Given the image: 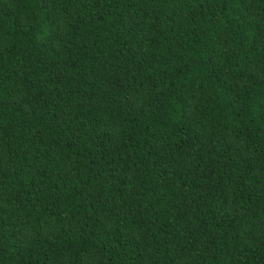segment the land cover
<instances>
[{"label":"trees","instance_id":"16d2710c","mask_svg":"<svg viewBox=\"0 0 264 264\" xmlns=\"http://www.w3.org/2000/svg\"><path fill=\"white\" fill-rule=\"evenodd\" d=\"M0 264H264V0H0Z\"/></svg>","mask_w":264,"mask_h":264}]
</instances>
